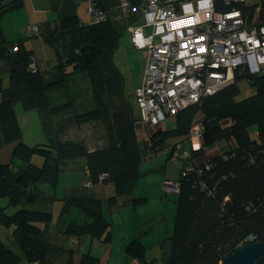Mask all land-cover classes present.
<instances>
[{"label":"trees","instance_id":"obj_1","mask_svg":"<svg viewBox=\"0 0 264 264\" xmlns=\"http://www.w3.org/2000/svg\"><path fill=\"white\" fill-rule=\"evenodd\" d=\"M21 3L14 0L6 6L19 7ZM130 20L83 24L78 17H70L54 25H38V36L55 48V67L64 77L79 71L89 76L96 105L77 115V122L103 126L104 133L98 136L101 145L93 150L82 138L66 137L58 144L33 146L21 141L15 105L21 103L25 111L49 107V93L62 87L64 80L50 83L44 70L31 68L33 53L21 43H16L17 51L4 48L10 81L5 87L0 78V149L11 142L16 145L11 162L0 159V199L8 198L7 206L0 205V264L21 260L56 264L61 257L62 264H103L88 249L80 252L67 243L41 237V225L51 224L53 213L31 208L36 199L33 187L55 185L60 166L70 159L84 158L91 185L115 186V195L106 200L115 207L118 197L130 194L137 185L141 163L169 147L171 156L176 145L189 139L196 124L203 126L201 144L194 148L190 142L191 154L184 159L176 181V215L166 264H220L241 244L264 242V71L236 73L232 84L182 108L173 127H150L149 137L140 141L137 129L142 125L133 101L124 92L125 75L114 60ZM65 50L71 54L65 55ZM68 67L72 69L66 70ZM241 78L254 93L239 100L237 81ZM70 106L67 103L52 110L60 112ZM170 139L176 142L172 144ZM213 149L215 154L208 155ZM35 156L42 162L37 163ZM145 201V197H136L131 202L137 209ZM103 205L104 200L87 195L65 200L57 231L69 238L87 236L110 244L111 222L103 215ZM12 206L17 210L8 213L7 207ZM4 228L12 229L18 251L4 243ZM125 252L135 264H161L149 260L139 237L126 246ZM258 264H264V258Z\"/></svg>","mask_w":264,"mask_h":264},{"label":"built area","instance_id":"obj_2","mask_svg":"<svg viewBox=\"0 0 264 264\" xmlns=\"http://www.w3.org/2000/svg\"><path fill=\"white\" fill-rule=\"evenodd\" d=\"M87 3L88 24L142 19L127 30L134 48L146 58L135 89L138 116L153 128L232 84L236 73L264 71V0H146L136 5L121 0V15L101 8L97 0ZM28 32L38 36L39 26H29ZM8 50L17 51L18 44ZM30 67L41 69L35 57ZM202 130L196 124L190 131L194 148L201 144ZM163 185L174 193L179 188L170 180Z\"/></svg>","mask_w":264,"mask_h":264},{"label":"crops","instance_id":"obj_3","mask_svg":"<svg viewBox=\"0 0 264 264\" xmlns=\"http://www.w3.org/2000/svg\"><path fill=\"white\" fill-rule=\"evenodd\" d=\"M12 1L14 0H0V78L3 80L5 87L9 85L10 68L6 59V54L4 53V48L8 49V47L11 45L13 46V44L21 43L25 48L32 51L33 56L37 59L39 65L41 66L40 70H44L46 72V77L50 83H59L64 80V85L62 87L49 93V107L42 110L25 111L21 103H17L15 105V112L21 127V141L23 143L28 146H33L35 144H58L61 139L70 136L72 137V134H77L80 129L92 125L91 123L78 124L77 115L95 107L96 104L93 89L91 87L89 76L84 71H79L64 77L63 71L60 68L55 67L57 63L55 48L43 39V37L30 34L28 32V27L32 25H54L70 17H78L81 23L88 24L90 17L88 12V3L87 0H20L22 2L21 6L7 7L6 5ZM127 1L132 5H136L146 0ZM99 2L105 10L108 9L114 11L118 15H121V0H99ZM139 22H142L140 17H131V20L127 24L125 30H127L128 25ZM127 44H130V47L133 50L139 51L134 48L131 37L129 38V41L127 40ZM48 46L52 49L48 48ZM42 48L44 51H42ZM67 69L71 70L72 67H68L66 70ZM143 74L140 77L139 83L142 80ZM127 96L130 97V95ZM67 103H70L71 105L67 109L60 112L52 110L54 107H59ZM150 127L151 126L149 125H143L137 129V137L140 141H144L149 137ZM89 135V133H85L84 138L94 140V137H90ZM7 145H9V154L7 152H2L8 147ZM7 145L0 149V159L3 162H11L12 151L16 144L15 142H11ZM94 145L87 144L89 149L92 150L97 146ZM163 155H165L164 152H158L142 162L145 163V169L141 170L140 165L141 174L137 185L130 194L118 197L117 205L115 207H111L113 211H116L118 206L122 204H129L133 206L131 202L132 198L134 196L143 195L142 192L145 191L146 187H150L153 191L157 192L158 196L161 195L163 190H165L162 181H166V179L161 176L158 177L156 172H160L165 168L163 165L164 160H162ZM34 160L37 163L42 162V159L39 156H35ZM85 167L84 158H73L67 161L64 165L60 166L55 185L44 183L37 184L33 187L36 199L33 205H31V208L53 213V222L51 224L41 225V237L43 239L47 240V238H50L52 242L61 244L67 243L70 247L72 246L80 252L86 250L88 246L91 251V247L94 245V240H90L87 236L69 238L62 232L60 234L57 231V222H59L58 219L60 212L62 211L64 201L77 195H87L102 199L105 203L107 202L106 200L108 197L115 195V186L113 184L94 183L91 186H86L85 181L89 180L90 177ZM145 202L143 204H145ZM106 212L107 210H105V206H103L104 216ZM114 217L115 216L112 217L113 221L115 219ZM134 217L135 216L133 215V218ZM120 222L121 224L125 222V215H123ZM9 230L12 231L10 228ZM127 236L128 234L120 236L122 245H120L119 248L120 251L125 254L126 246L136 238L133 237L134 239H131ZM164 247L165 248L160 252V258L154 259L161 262V264H166L169 260L172 247L171 241L169 245L165 244ZM113 248L114 241L109 244L107 251H104V254L100 258L106 261L105 264H135V259H128L127 261L126 259L122 260L120 259V255L118 256V259H113L111 253ZM111 259L113 262H111ZM151 259L152 258H149V260Z\"/></svg>","mask_w":264,"mask_h":264},{"label":"rangeland","instance_id":"obj_4","mask_svg":"<svg viewBox=\"0 0 264 264\" xmlns=\"http://www.w3.org/2000/svg\"><path fill=\"white\" fill-rule=\"evenodd\" d=\"M129 18L131 17L125 19H129ZM125 19L118 18L116 20H125ZM129 38L130 37L128 30H124V34L121 39V44L119 46L118 51L115 54V62L118 64V66L121 68V70L125 75L124 92L126 95H130V98L132 99L135 105L137 114H139V109L137 107L135 100V89L140 81V77L143 74L146 58L144 57L142 51H135L130 47V44H127V40L129 41ZM48 48L52 49L50 46H48ZM42 51H44L43 48ZM237 86L240 90L238 95L239 100L244 99L254 93V88L245 79L242 78L239 79L237 81ZM139 121H140V117H139ZM140 124L143 126L146 125L147 123L140 121ZM174 125H175L174 118H172L165 120L161 126L162 128H171ZM103 130L104 129L101 124L95 126L91 125L80 129L77 134L74 135L72 134V137L82 138L84 141H86L88 145H94L96 143L94 146L96 145L99 146L101 145L102 141H100L98 136L104 133ZM251 131L252 133L254 132L253 129ZM85 133L86 134L89 133L90 137L93 136L94 140H90L89 138H84ZM170 140L172 144L176 142L174 139H170ZM182 144H183L182 149H180L179 144L176 145L175 150L171 152V156L168 155L167 151H163L165 155H163L162 160H164L163 165L165 166V168L160 172H156V175L158 177L161 176L162 178H165L166 180H170L172 182H176L180 178L182 174V170L184 168V161H185L184 159L186 158L187 155L191 154V149H192L189 139L183 141ZM7 146L8 147L2 151L3 153L9 152L8 151L9 145ZM216 151H217L216 149H213L209 151L207 154L212 156L215 154ZM175 152L177 153L178 156H174L176 154ZM168 157L171 159L169 160ZM143 169H145V163L141 164V170ZM162 182L164 184L165 180H163ZM142 193L143 195L134 196L133 198L144 196L147 198V201L145 202V204H140L136 210L133 208L132 205L129 204H122L118 206L116 211H113L107 202H105L103 205L105 206V210H107L105 216L111 222V232L113 238L112 243L114 241V248L111 253L113 259L115 260L118 259L119 255H120V259L122 260L126 259L127 261L128 259L129 260L131 259L127 254L122 253L119 248V246L122 245L120 236H125L126 234H128L127 237H130L131 239H134L133 237H139L142 243H144L147 247V257L152 259L160 258V252L162 251V249L165 248L164 247L165 244L166 245L170 244V240L168 236H170L172 233L175 222V215H176L175 193L169 190H163L161 195L158 196L157 192L153 191L150 187H146L145 191ZM0 205L7 206L8 198L7 197L1 198ZM17 208L18 207H13V206L7 207V211L8 213H13V211L15 212ZM123 215H125V222L121 224L120 221L122 220ZM133 215L135 216L134 218ZM113 216H115L114 221L112 220ZM2 233H3L4 243L11 245L12 247H15L16 250L18 251V247L13 242L11 230H9L8 228H4ZM108 246H109L108 243H104L99 241L98 239H95L94 245L91 247V253L101 258L102 255L104 254V251L105 252L107 251ZM87 249L90 250L89 246ZM61 258L60 261L57 262L56 264L63 263L61 262ZM101 260L104 264L106 263L104 259ZM111 262H113L112 259ZM17 264H29V263H27L24 260H21Z\"/></svg>","mask_w":264,"mask_h":264},{"label":"water","instance_id":"obj_5","mask_svg":"<svg viewBox=\"0 0 264 264\" xmlns=\"http://www.w3.org/2000/svg\"><path fill=\"white\" fill-rule=\"evenodd\" d=\"M64 54L70 55L71 52L65 50ZM263 258L264 242L250 241L235 248L222 259L220 264H258Z\"/></svg>","mask_w":264,"mask_h":264}]
</instances>
